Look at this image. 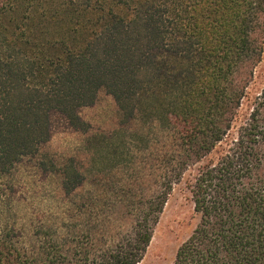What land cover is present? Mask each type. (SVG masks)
Segmentation results:
<instances>
[{
  "label": "trees",
  "instance_id": "16d2710c",
  "mask_svg": "<svg viewBox=\"0 0 264 264\" xmlns=\"http://www.w3.org/2000/svg\"><path fill=\"white\" fill-rule=\"evenodd\" d=\"M263 54L264 0H0V264H139L194 166L199 221L171 264H264V86L250 91ZM101 91L120 112L105 135L81 114ZM55 112L101 146L156 140L118 233L76 240L65 225L91 184L76 156L42 158ZM28 160L59 177L60 227L18 176Z\"/></svg>",
  "mask_w": 264,
  "mask_h": 264
},
{
  "label": "rangeland",
  "instance_id": "374dc122",
  "mask_svg": "<svg viewBox=\"0 0 264 264\" xmlns=\"http://www.w3.org/2000/svg\"><path fill=\"white\" fill-rule=\"evenodd\" d=\"M263 86L264 54L250 91L256 95ZM247 106L245 103L243 110H246ZM81 114L92 126V132L98 135H105L108 131L118 128L120 112L113 97L105 91L99 93L94 105L83 108ZM52 124V139L44 148L42 158L56 162L59 169L67 157L76 156L78 164L88 174L91 184L90 193H86L84 199H78L73 218L65 222L71 229L72 237L77 240L84 236L94 237L99 233L106 236L118 233L123 222L120 218L116 220V216L120 214L118 209L123 204L136 205L138 198L141 199V190L146 187L141 184L142 176L149 170L146 165H155L151 151L156 140L151 137L148 150L147 144L126 134L125 138L132 147L128 153L127 148L122 146V136H114L101 146L93 140L87 142L86 136L75 132L59 113H53ZM113 146L119 150L114 152ZM196 171V166L190 168L175 186L155 228L145 257L139 264H171L178 247L198 223L199 215L195 211L191 193ZM18 176L25 182L31 181L37 187L31 196L45 208L40 210L43 211L41 217L45 222L54 228L63 225L66 204L58 194L59 177L42 175L32 160L20 166ZM153 184L151 181L150 187ZM142 194L145 196V193ZM114 203L116 208L113 207Z\"/></svg>",
  "mask_w": 264,
  "mask_h": 264
}]
</instances>
